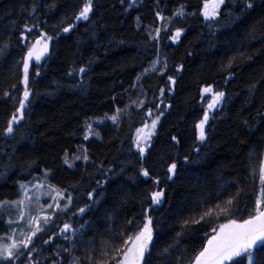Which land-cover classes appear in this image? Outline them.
Returning a JSON list of instances; mask_svg holds the SVG:
<instances>
[{
    "label": "trees",
    "instance_id": "16d2710c",
    "mask_svg": "<svg viewBox=\"0 0 264 264\" xmlns=\"http://www.w3.org/2000/svg\"><path fill=\"white\" fill-rule=\"evenodd\" d=\"M209 1L91 0L84 20L86 0H0V238L20 184L46 172L63 193L29 246L0 264H117L149 219L142 264H191L213 229L255 214L264 0H224L204 19ZM39 37L48 51L28 66L25 101L24 58ZM147 110L158 121L141 153L136 131ZM115 114L84 138L87 123ZM80 148L85 161H64Z\"/></svg>",
    "mask_w": 264,
    "mask_h": 264
},
{
    "label": "snow or ice",
    "instance_id": "6c2138e0",
    "mask_svg": "<svg viewBox=\"0 0 264 264\" xmlns=\"http://www.w3.org/2000/svg\"><path fill=\"white\" fill-rule=\"evenodd\" d=\"M224 3V0H210L204 5V16L205 19L214 18L217 12V9ZM248 8H252L251 3L247 4ZM211 8V14L208 9ZM91 10V0L85 5L84 9L81 11L77 19H88V13ZM65 32L69 31L68 28L64 29ZM180 35L179 32L176 34ZM39 43V41H37ZM46 47V45H45ZM33 50H30L28 53V58L31 59L33 56ZM39 59V57H37ZM25 77V92L24 100L28 99L29 93L27 91L28 83V61H25L24 65ZM83 71V70H81ZM205 92H210L211 89L205 88ZM223 93H217L216 99L223 97ZM212 105H209L211 107ZM25 104L23 101L20 102V109L23 110ZM22 118V117H21ZM115 120V117H112ZM208 120L207 113L205 114L204 120L197 125L200 129V139H205L204 125ZM13 122H16V116L13 115ZM156 121L152 122V127L154 128ZM89 130L91 126L89 125ZM13 131L12 122L9 123L7 132L11 133ZM151 135V133H149ZM87 138V137H85ZM140 152H144V148H140ZM176 165L173 164L169 168V172L174 173ZM143 175L148 176V172L144 171ZM260 183L264 186V166L259 169ZM162 196L161 192H155L152 195V200L154 203H160V197ZM261 196L264 197V188H262ZM229 204L232 201H228ZM264 199L257 198L255 214L251 215L248 219L244 220L242 223H237L235 219H229V222L226 224H221L219 227V232L217 235L212 236L207 241V245L203 250L196 256L195 264H260V259L255 255L257 251L261 248H264ZM223 210V209H222ZM83 211V209H81ZM151 220L149 219L148 223L143 226V230L140 231L134 238H129L132 240V247L128 248L124 252L123 261H118L117 264H141V261L144 260L145 253L148 251V244L152 239V229L150 227ZM68 225H65V231L68 230ZM216 229H213V232H216ZM35 235V233H33ZM127 243V241H125ZM16 245L13 244L11 248H15ZM27 247V244L24 245ZM9 246H4V250L0 251V259H12L13 253ZM6 253V254H5ZM264 255V253H262ZM237 258H243L238 260Z\"/></svg>",
    "mask_w": 264,
    "mask_h": 264
},
{
    "label": "rangeland",
    "instance_id": "374dc122",
    "mask_svg": "<svg viewBox=\"0 0 264 264\" xmlns=\"http://www.w3.org/2000/svg\"><path fill=\"white\" fill-rule=\"evenodd\" d=\"M88 3L89 0H86L85 4L77 13V16L80 15L81 11ZM205 3L202 5V9H201V15L204 17V19H205L204 16ZM208 11L211 14V8H209ZM177 32L179 31L173 32L171 37L175 41L179 37L176 35ZM39 50L44 51V55L37 61V63H40L42 61V59L44 58L45 54L48 51L47 39L44 38L41 41ZM28 53L24 58V65H25V61L27 60L29 66L33 56L31 57V59H29ZM154 67L155 64L151 66V69H153ZM24 77H25V71L23 72L21 79V85L23 87H25ZM216 102H218V99H216L215 95H212L210 97L209 104L206 109L207 113L209 112V110L214 108ZM209 105L212 106L209 107ZM145 114L147 120H145V123L136 131V142H137L136 147L138 149L143 147L144 140L146 139L147 135L153 130L152 122L156 121L157 123L158 121V115H156L154 111L147 110ZM112 117L116 118L117 116L115 114L106 117L96 118L93 119L90 123H87L85 125L84 138L85 137L88 138L91 135H93L92 131L94 129V125H98L103 122H111V121L113 122L114 120L112 119ZM89 125L91 126V130H89ZM85 160H86V156L83 148L78 149L75 153L65 156L64 158V161L71 166L78 161L80 162ZM262 166H264V148H263L262 161H261V167ZM66 167H68L67 164ZM68 168H70V166ZM261 191H262V186L259 188L258 198H260L261 196ZM62 199H63L62 191L54 187V185L50 182L46 172H44L41 176H39L38 178L32 181L20 184L19 195L16 198V200L5 203L7 211L9 213L8 216L9 219L7 220L8 231L3 237L0 238V251L4 250V246H9L11 248L13 244H15L16 247L11 248L12 253L20 249H26L32 240L33 233H36L41 227V225L47 221L52 211H56L58 208H60L59 205ZM25 244H27L26 248L24 247ZM131 247L132 244H130L128 248Z\"/></svg>",
    "mask_w": 264,
    "mask_h": 264
},
{
    "label": "water",
    "instance_id": "95a60500",
    "mask_svg": "<svg viewBox=\"0 0 264 264\" xmlns=\"http://www.w3.org/2000/svg\"><path fill=\"white\" fill-rule=\"evenodd\" d=\"M37 41H39V43H37ZM41 41H42V39H41V37H39V38H37L33 43H32V45H31V47H30V49H29V51L30 50H33V48H34V51H33V58H32V63H34V64H36L37 63V61L44 55V51H42V50H39V46H40V44H41ZM37 57H39V59H37ZM168 81H169V83L171 82V80L170 79H168ZM159 204V203H158ZM157 203H154L153 204V206H157L158 205ZM261 210H264V207L261 209ZM248 219V218H247ZM246 220V219H245ZM244 220H242V221H236L237 223H242ZM228 223V222H227ZM224 224H226V223H224ZM220 227V226H219ZM219 227L216 229L217 231L216 232H213L211 235H209L208 237H207V239L205 240V243H204V245H203V247H202V249L195 255V257L193 258V260H192V262H191V264H195V258H196V256L203 250V248L207 245V241H208V239H210L212 236H214V235H217L218 234V232H219ZM152 240V239H151ZM150 243H151V241L149 242V244H148V247H149V245H150ZM143 263V261H141V264Z\"/></svg>",
    "mask_w": 264,
    "mask_h": 264
}]
</instances>
